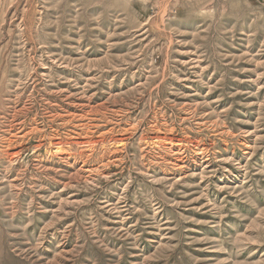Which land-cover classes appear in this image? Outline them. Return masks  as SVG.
Listing matches in <instances>:
<instances>
[{
  "label": "rangeland",
  "instance_id": "374dc122",
  "mask_svg": "<svg viewBox=\"0 0 264 264\" xmlns=\"http://www.w3.org/2000/svg\"><path fill=\"white\" fill-rule=\"evenodd\" d=\"M0 264H264V0H0Z\"/></svg>",
  "mask_w": 264,
  "mask_h": 264
},
{
  "label": "bare ground",
  "instance_id": "6f19581e",
  "mask_svg": "<svg viewBox=\"0 0 264 264\" xmlns=\"http://www.w3.org/2000/svg\"><path fill=\"white\" fill-rule=\"evenodd\" d=\"M158 127V126H157ZM121 132V131H120ZM165 137V136H164ZM85 143H86V141H85ZM59 145V144H58ZM60 146V145H59Z\"/></svg>",
  "mask_w": 264,
  "mask_h": 264
}]
</instances>
